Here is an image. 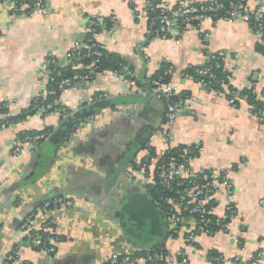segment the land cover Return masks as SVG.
<instances>
[{"label":"crops","instance_id":"crops-1","mask_svg":"<svg viewBox=\"0 0 264 264\" xmlns=\"http://www.w3.org/2000/svg\"><path fill=\"white\" fill-rule=\"evenodd\" d=\"M43 1L47 4L45 13L21 17H12L8 8L0 5V105L8 106L0 112V123L28 111L34 98L45 101L50 81L43 63L51 59L59 68L70 66L71 51L85 38L90 20H107L112 25L98 32L95 41L125 62L124 72L147 80L162 64L181 71L190 65H203L207 53L223 51L230 85L236 90L257 91L264 105V42L246 23L205 19L196 27H182L175 20L169 38H154L143 47L151 26L144 9L147 0ZM160 1L175 5L209 0ZM246 2L264 9V0ZM92 65L76 64L71 69L87 71ZM109 74L70 84L60 93V104L73 111L70 115L80 108L87 109L101 95H107L106 99L114 104L96 112L93 124L75 130L69 139L67 127L56 131L68 117L61 118L57 112L28 116L0 129V263L24 237L20 230L22 220L55 196H67L76 203L73 210H56L47 215L58 223L56 253L48 256L19 249L18 261L13 264H104L112 253L139 251L127 240L130 228L124 217L136 193L125 171L128 155L134 151L144 125L163 119L154 117L159 112L149 106L151 90L132 89L124 82L112 81ZM173 83L175 92L183 98V108L168 136L158 129L146 144L158 156L179 146L200 148L198 155L189 160L188 168L226 171L232 190L228 197L221 192L217 195L212 214L222 217L232 206L235 216L226 225L227 231L205 234L192 220L171 225L158 209L163 219L157 212L151 219L156 221L157 233L163 234V224L166 233L177 230V237L167 235L163 244L173 257L183 252L186 261L173 264H248L257 255L259 264H264L261 115L251 113L244 100L232 107L226 99L193 81L175 78ZM158 109L161 113V107ZM46 130L49 135L35 154L25 146L20 155L12 154L19 134H41ZM146 152L140 150L135 157ZM44 218H38L36 226ZM191 232L193 240L188 239ZM212 253L223 256L226 262H213ZM234 259L239 263H233Z\"/></svg>","mask_w":264,"mask_h":264},{"label":"built area","instance_id":"built-area-1","mask_svg":"<svg viewBox=\"0 0 264 264\" xmlns=\"http://www.w3.org/2000/svg\"><path fill=\"white\" fill-rule=\"evenodd\" d=\"M208 5L205 6H195L190 3L179 2L175 5H170L168 3H160L156 6L159 10V15L157 17L158 29L157 34L154 38L166 39L167 34L170 33V28L174 21L181 20V23L186 25L194 26V23L200 24L205 19H209L212 22H228L232 23L235 21H240L246 24H252L250 27L254 35L264 42V9L261 6H250L246 0H239L235 2L234 0H228L229 9L225 12L224 16H216V8L214 7L213 0L208 1ZM0 5L8 8L9 13H12V17L30 16L35 12L45 13L47 11V4L43 0H35L32 5H30L27 0H0ZM150 5L149 0L144 4V7L148 8ZM175 7V8H174ZM147 10V9H146ZM145 10V12H146ZM169 13L173 14V19L170 18ZM215 20V21H214ZM99 26L92 22L88 23L87 34L91 33L92 37L88 39L87 43L80 45L75 44L71 54L76 52V56L79 55V48L83 47L86 50V55L94 56L99 58L101 52L99 50H94V45H91L92 41L95 40V26ZM197 25V26H198ZM105 29L104 26L100 28ZM150 32L147 33V35ZM152 38L151 40H153ZM223 51L211 53L210 59H216L217 57H225ZM236 58V57H235ZM97 62V59H96ZM50 61L46 60L43 63V69H47ZM93 66V65H92ZM182 71V70H181ZM178 71L174 66L167 69L162 76L151 81L152 92L154 97L159 100L164 106V118L159 129L165 135H169L171 128L173 127L177 114L179 112V105L175 101L177 93L175 92V85L173 83L175 78H181L185 80H190L195 82L191 75L182 73ZM109 79L115 82H124L128 87L136 90H142L138 88L133 80H125L123 75L109 72ZM100 75V74H98ZM164 75L169 76V81H164ZM201 79L196 81L201 87L205 88L207 83L205 78H211L213 75L210 73L209 68L201 69L196 71ZM136 77V76H135ZM231 75L227 76V80L230 81ZM47 80V79H46ZM89 76L76 75L73 77L72 81L64 80L58 84L57 91H49L47 94L56 96L57 92L61 93L66 89L73 81H88ZM48 81H52L49 80ZM218 98L226 99L228 105L234 107L236 101H241L236 95L230 99L226 98L225 91H213L210 90ZM253 93L258 97L257 91L253 90ZM264 96V93H262ZM107 95L98 96L96 101L106 99ZM60 104L59 98L57 97L52 103H49L46 107L51 109L52 107H57ZM43 108L40 112L36 114H41ZM60 117L69 116L73 111L65 108H60L56 110ZM94 116H88L76 124H74L73 131L79 128H86L93 124ZM264 122V117L262 118ZM72 131V132H73ZM46 134H39L31 137H25L23 140H19L13 143L11 151L15 156L20 155L24 151V146L31 153L34 154L39 146V143L46 138ZM69 139V137H67ZM148 149V144H144L143 148ZM146 149V150H147ZM197 153H199L200 148H195ZM164 154V153H163ZM162 154V155H163ZM190 151L183 149L180 154L181 163L175 162L173 159L160 160L162 155H156L154 157L150 156L149 152L142 157L133 158L131 163H128L125 171V176L130 180L133 186L138 187L142 192L148 194L149 187L159 186L168 190L171 193L170 196L164 198V205L167 207V219L171 225L181 224L182 219L180 216L182 212L186 211L190 214L196 216L197 222L201 227L198 229L203 233L208 234L207 230H204L202 226L208 227L212 223L209 218L212 214V209L210 204L212 202L216 203V197L220 192L226 197L229 196L232 186L228 182L226 177V171H212L209 169H202L199 171L190 170L188 168V162L194 157H189ZM183 162H187V166H184ZM75 201L67 196H55L51 197L45 201L41 206L33 209L21 222L20 230L24 233V237L15 246L14 252L6 257H4L0 264H13L18 261V250L19 249H30L39 253H43L48 256H52L56 253V243L58 240L53 237L56 235V227L58 225L54 218H48L47 215L56 210H73L75 208ZM264 206V201L261 202ZM232 206H228L227 209L232 210ZM235 215L231 213L230 216H226V213L222 217H218L220 221L215 224L219 226L224 220L234 218ZM40 217H45L39 226H36L37 219ZM195 223V222H194ZM195 223V224H196ZM219 231H227L226 225ZM170 231V229H169ZM48 234V235H43ZM168 234V232H167ZM194 232L189 234L188 239L193 240ZM141 251V250H139ZM177 257H180V263H185V255L183 252H179ZM177 257L171 255L159 254L157 256H147L146 258H136L131 254H119L112 253L110 257L104 262V264H139L142 261L150 263L152 260L156 259L158 261H164L166 264H173L176 262ZM260 255L255 256L250 264H259ZM219 263L226 262L223 256L214 259ZM233 263H239L238 259H234Z\"/></svg>","mask_w":264,"mask_h":264},{"label":"trees","instance_id":"trees-1","mask_svg":"<svg viewBox=\"0 0 264 264\" xmlns=\"http://www.w3.org/2000/svg\"><path fill=\"white\" fill-rule=\"evenodd\" d=\"M35 0H27V2L32 5L34 3ZM235 2H238L239 0H234ZM245 1V0H244ZM149 7L144 9L146 10L147 14L149 15L150 21H151V26H150V33L146 36V41L144 42L143 47H145L149 41H151L152 38H154L157 34V29H158V23H157V17L159 15V10L156 9V6L160 3H162L160 0H149ZM208 1L207 2H203V3H195L192 5H195L197 7L199 6H205L208 5ZM214 3V7L216 8V16L221 17L224 16L225 12L229 9L228 6V0H213ZM175 8V7H174ZM12 16V13H9ZM170 18L173 19V14L169 13ZM215 21V20H214ZM90 22L99 25L98 27L95 26V35L101 31V27L104 26V28L106 30L110 29L112 27V25L110 24L109 21L105 20L103 21V23H98L97 21L94 20H90ZM177 24L181 25L182 27L187 26L186 24L181 23V20L179 19L177 22ZM198 25V23H194V27H196ZM250 26L252 25L251 23L249 24ZM90 37H92L91 33L86 34L85 38L83 39L82 42H80L81 45H84L87 43L88 39H90ZM170 37V33L167 34V38ZM91 45H94V50H99L101 52V56L99 58H96L94 56H87L86 55V50L81 47L79 48V55L76 56V52L72 53L70 55V66L64 67V68H59L56 66V63L54 60L49 59L50 63L47 66V70L49 73V80H52L51 82L48 83L47 85V90L49 91H57L58 88V84L61 81L64 80H69L72 81L73 77L76 75H80V76H85L88 75L89 79H93L94 77H96L98 74H103L106 72H114V73H118L123 75L125 80H133L136 84V86L138 88L141 89H148L152 91V85H151V81L154 79L159 78L160 76H162L164 74V72L173 67L172 65L169 64H162L158 70V72L153 75L152 77H150L149 79H145L143 77L140 76H133L132 73L128 72H124L125 69V62L117 56H114L113 54L107 52L105 49H103L95 40L92 41ZM211 53H207L206 54V61L204 62L203 65L201 66H188L185 69H183L181 72L182 73H186L188 75H191L193 77V79L196 81L200 80L201 78L196 75V71L201 70V69H205V68H209L210 69V73L213 75V77L211 78H205V82L207 83L206 87L204 88L206 91L210 92V90L213 91H225L226 90V98L230 99L232 97H234L235 95L240 99V100H244L248 106H250V110L251 113L254 114H260L261 118H263V113H264V105L263 103L257 98V96L253 93V90H236L235 88H233L229 81L227 80V76H229L228 72L225 69L224 66V61L222 57H217L216 59H210ZM97 59V62H96ZM76 64H81L83 66H86L87 64H93V67L91 70H87L84 71L83 69L80 70H72L71 67L76 65ZM169 76L164 75V81H169ZM78 81H73V83H76ZM60 93L57 92L56 96H52V95H48L45 99V101H43V103H41V98H34L31 102V108L26 111V112H22L21 114H19L16 117H8L4 122L0 123V129L9 125H13L16 124L17 122H20L24 119H26L28 116H33L36 115V113L40 112V110L43 108V111L41 113V115H47L50 114L52 112H56V110L60 109V108H65L68 109L62 105H58L57 107H52L51 109H48L46 106L49 103H52L53 100L57 97V99L59 98ZM175 101L178 103H181L183 98L179 95H177L175 98ZM239 101H236L235 103V107L238 106ZM7 104H2L0 105V112H5L7 110ZM62 118V117H61ZM67 131H66V137H69L72 134V131L74 129V124L70 125L69 127H67ZM74 132V131H73ZM41 134H46V136L48 137L49 135V131H44ZM35 135H39V133L37 132H32V133H21L19 134V140H23L25 137H31V136H35ZM47 137L42 140L39 143L38 148L42 145V143L47 139ZM145 147L141 150H144ZM147 149V148H146ZM183 149H187L190 151L189 157H196L198 155L197 150L194 147H176V148H172V149H168L167 151L164 152V154L162 155V157L160 158V160H166V159H173L175 162L177 163H181L182 164V160L180 159V154L181 151ZM148 152L150 154V156L154 157L155 156V152L153 149H151L150 147H148ZM38 151V149L35 151V153ZM34 153V154H35ZM133 160L130 159L128 163H131ZM184 166H187V162H183ZM148 195L152 198V200L154 201V203L157 205L158 209H160V211L162 212L163 216L167 219V207L164 205V198L166 196H170L171 193L168 192V190H165L162 187L157 186H153V187H149L148 189ZM216 205L215 202H212L210 204V208H214ZM187 211V210H186ZM182 212V215L180 216V218L182 219V222H186L188 220H192L193 222H197V218L196 216L190 214L189 212ZM226 216H230L231 213H233V215H235L234 209L232 208V210L227 209L226 210ZM209 218L211 219L212 223L210 225H207L208 227H203L204 230L208 231V234L214 233V232H219L220 229H222L223 225H227L230 222V219H226L224 220L219 226H216V222L220 221V219L214 215H210ZM195 226L197 227V229L199 227H201V225H199L198 223L195 224ZM196 233V232H195ZM43 235H48V234H43ZM168 235L171 238H176L177 237V230H172L168 232ZM54 238H56L59 241V236L57 235H53ZM14 252V249L12 250V252H10L8 255L12 254ZM159 254H163V255H169L168 250L166 249L165 245L163 243L161 244H156L151 246L149 249L147 250H141V251H136L134 252L132 255L136 258L142 259V258H146L147 256H157ZM7 255V256H8ZM217 257H221V255H217L212 253L210 255V259L215 262V263H219L217 261H215L214 259ZM180 257H177V262H180ZM22 264H28V263H22ZM147 264H166L164 261H158L156 259L152 260L150 263ZM250 264V262L248 263Z\"/></svg>","mask_w":264,"mask_h":264},{"label":"water","instance_id":"water-1","mask_svg":"<svg viewBox=\"0 0 264 264\" xmlns=\"http://www.w3.org/2000/svg\"><path fill=\"white\" fill-rule=\"evenodd\" d=\"M75 85V83H71ZM142 94H139L138 97H141ZM148 97L147 94H145ZM114 104L111 103L110 99L103 100H94L91 104L88 105V108H80L75 111L72 115L66 117V120L62 121L56 131L58 129H65L66 127L76 124L80 120L88 117L94 116V114L98 111H102L112 107ZM149 106L153 108V110L158 111V114H155L154 117L164 118V106L163 104L157 100L152 94L151 99L149 101ZM158 107L162 109L161 113ZM183 108V104L179 105V110ZM178 116V114H177ZM162 121L158 123V121L148 122L147 125H144L141 133L138 135V139L136 141V146L133 152H130L128 155V159L135 158L136 154L142 149L143 145L146 143L147 139L153 132H157ZM54 131V132H56ZM53 132V133H54ZM40 149V148H39ZM38 149V150H39ZM134 192L136 193V197L132 200L133 204L131 206L126 207V217L125 220L127 222L128 227L127 230L129 233V237L127 240L132 241L133 245L138 248V250H143L145 248H149L152 245L161 244L167 237L166 233V224H163V234L159 235L156 231V221L151 219L154 217L155 212L158 213L160 219H163L161 212L158 211L157 205L154 203L152 198L142 192L138 187L133 186ZM159 238V239H158Z\"/></svg>","mask_w":264,"mask_h":264}]
</instances>
